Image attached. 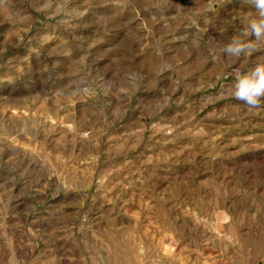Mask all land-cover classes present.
Segmentation results:
<instances>
[{
  "label": "rangeland",
  "instance_id": "rangeland-1",
  "mask_svg": "<svg viewBox=\"0 0 264 264\" xmlns=\"http://www.w3.org/2000/svg\"><path fill=\"white\" fill-rule=\"evenodd\" d=\"M255 15L0 0V264H264V41L218 51Z\"/></svg>",
  "mask_w": 264,
  "mask_h": 264
},
{
  "label": "clouds",
  "instance_id": "clouds-1",
  "mask_svg": "<svg viewBox=\"0 0 264 264\" xmlns=\"http://www.w3.org/2000/svg\"><path fill=\"white\" fill-rule=\"evenodd\" d=\"M256 15L246 18V26L235 34L218 51L229 58L251 55L257 50V42L264 41V0H248ZM254 37V39H252ZM231 95L249 109L264 104V63L255 65L248 72L236 76Z\"/></svg>",
  "mask_w": 264,
  "mask_h": 264
},
{
  "label": "bare ground",
  "instance_id": "bare-ground-1",
  "mask_svg": "<svg viewBox=\"0 0 264 264\" xmlns=\"http://www.w3.org/2000/svg\"><path fill=\"white\" fill-rule=\"evenodd\" d=\"M218 216V215H217ZM202 226V225H201ZM216 228V227H215ZM220 228V227H219ZM225 231V230H224ZM167 253V252H166Z\"/></svg>",
  "mask_w": 264,
  "mask_h": 264
}]
</instances>
